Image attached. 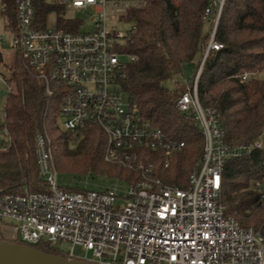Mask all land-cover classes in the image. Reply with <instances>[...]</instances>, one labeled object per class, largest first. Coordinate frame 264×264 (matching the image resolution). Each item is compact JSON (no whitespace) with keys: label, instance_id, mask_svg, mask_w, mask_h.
Listing matches in <instances>:
<instances>
[{"label":"built area","instance_id":"built-area-1","mask_svg":"<svg viewBox=\"0 0 264 264\" xmlns=\"http://www.w3.org/2000/svg\"><path fill=\"white\" fill-rule=\"evenodd\" d=\"M13 1L15 21L7 20L8 30L0 33V43L16 53L24 68L44 84L49 97L60 96L59 129L76 135L97 128L105 138L104 162L138 173L140 180L125 182V187L116 180L102 191L58 187L51 140L43 130L35 137V154L47 192L24 188L18 194L0 193V226L5 221L16 225L11 238L29 247L46 244L67 259L92 264H264L261 233L241 227L225 214L220 202L225 162L262 149L264 125L251 143L226 144L219 115L203 108L198 98L207 53L175 103L201 130L202 158L190 172L186 187L168 185L155 176L153 157L160 156L166 168L184 143L169 139L144 119L117 81L125 63L133 60L123 51L132 43L134 23L128 22L125 32L107 28L108 4L119 22H127L123 16L143 0H44L65 11L90 12L94 19L89 32H81L80 25L73 32L39 27L34 0ZM4 2L0 0L2 17ZM210 47L220 46L211 42ZM250 76L244 73L241 80ZM6 86L9 92L11 86ZM10 146L9 133L0 124V152ZM254 187L264 202V182ZM59 244L66 248H57ZM75 247L83 250V257L75 256Z\"/></svg>","mask_w":264,"mask_h":264},{"label":"trees","instance_id":"trees-1","mask_svg":"<svg viewBox=\"0 0 264 264\" xmlns=\"http://www.w3.org/2000/svg\"><path fill=\"white\" fill-rule=\"evenodd\" d=\"M4 4L5 17L14 22V1L5 0ZM51 13L58 15L56 29H78L80 21L61 17L64 8L34 0V19L39 27L46 26ZM123 19L135 25L132 43L123 51L133 60L125 63L117 81L144 119L169 139L184 143L166 168L160 156L152 155L155 176L165 184L184 188L202 158L204 141L194 118L175 107L185 84L174 80L182 74L184 65H191V83L207 52L197 85L201 106L219 115L227 145H247L259 136L264 125V79L258 78L264 72V0H143ZM211 42L220 47L211 48ZM0 67V76L11 86L2 123L11 146L0 152V193L18 194L24 188L47 192L46 183L38 175L35 154V137L43 130L50 137L58 172L128 183L140 180L138 173L104 162L105 138L97 128L76 135L61 131L56 124L60 96L55 93L49 97L44 84L17 57L10 63L0 55ZM244 73L251 75L246 81L241 80ZM172 81L174 88H167ZM256 182H264V146L225 162L220 202L227 216L241 227L259 231L264 240V202L259 200ZM11 243L21 244L18 239ZM32 247L66 258L46 244Z\"/></svg>","mask_w":264,"mask_h":264},{"label":"rangeland","instance_id":"rangeland-1","mask_svg":"<svg viewBox=\"0 0 264 264\" xmlns=\"http://www.w3.org/2000/svg\"><path fill=\"white\" fill-rule=\"evenodd\" d=\"M112 7L110 4L107 5V28L109 30H119L122 32H125L127 28L129 27L128 22H119L117 19V14L115 12H112ZM62 18L65 19H76L80 21V27L79 30L81 32H89L91 31L92 22L94 19V16L90 12L85 11H70L67 10L63 15H61ZM58 15L55 13H51L47 17L46 26L48 29H55L56 23H57ZM206 29H208V25L206 26ZM8 30V21L7 18L4 16H0V33H3ZM0 55L4 57V60L6 62L13 63L16 58V53L6 47V45H3L0 43ZM122 60L127 61V58L123 57ZM1 71V67H0ZM4 73V72H3ZM193 68L191 65H184L182 74L177 76L174 81L178 82H184V84L190 83V79L193 76ZM258 78L264 79V72L258 75ZM174 81L168 82L166 84V87L169 89L174 88ZM54 90V88H53ZM8 95V90L6 83L4 81L3 77H0V124L3 123V108L4 104L6 102V98ZM127 95L124 93L123 98L126 99ZM62 120V119H61ZM60 121V117L58 116L56 120V124L58 126V123ZM62 131V130H61ZM54 161V160H53ZM55 165V164H54ZM56 168V167H55ZM57 171V169H56ZM57 185L58 187L65 188H75L78 187L80 189H87V190H93V191H102L103 189L109 187L112 184L116 183V180H110L106 177L102 176H94V175H83L80 177H75L70 174L61 173L57 171ZM119 185H122L123 187L126 186L125 182L117 180ZM16 225L11 221H5L0 226V232L2 234V240L7 242H13V239L11 236L15 234L13 227ZM17 236V234H16ZM57 248L64 250L66 246L64 244L56 245ZM75 256L76 257H83L84 252L80 247H75L74 249Z\"/></svg>","mask_w":264,"mask_h":264},{"label":"water","instance_id":"water-1","mask_svg":"<svg viewBox=\"0 0 264 264\" xmlns=\"http://www.w3.org/2000/svg\"><path fill=\"white\" fill-rule=\"evenodd\" d=\"M214 31H215V27L213 30V34ZM0 264H92V263H88L80 260H70L64 257L55 256L39 251L35 248L23 244L11 243L0 240Z\"/></svg>","mask_w":264,"mask_h":264}]
</instances>
